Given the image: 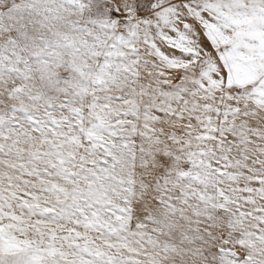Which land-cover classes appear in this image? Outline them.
<instances>
[{
    "label": "snow or ice",
    "instance_id": "6c2138e0",
    "mask_svg": "<svg viewBox=\"0 0 264 264\" xmlns=\"http://www.w3.org/2000/svg\"><path fill=\"white\" fill-rule=\"evenodd\" d=\"M0 264H264V0H0Z\"/></svg>",
    "mask_w": 264,
    "mask_h": 264
}]
</instances>
